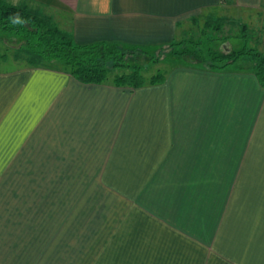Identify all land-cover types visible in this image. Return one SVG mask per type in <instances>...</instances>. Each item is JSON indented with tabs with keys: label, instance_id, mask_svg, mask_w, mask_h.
<instances>
[{
	"label": "crops",
	"instance_id": "obj_1",
	"mask_svg": "<svg viewBox=\"0 0 264 264\" xmlns=\"http://www.w3.org/2000/svg\"><path fill=\"white\" fill-rule=\"evenodd\" d=\"M6 1L79 44L165 51L207 9L264 8ZM18 47L29 63L0 71V264H264V87L247 60L216 70L168 53L163 81L134 89L82 83Z\"/></svg>",
	"mask_w": 264,
	"mask_h": 264
},
{
	"label": "trees",
	"instance_id": "obj_2",
	"mask_svg": "<svg viewBox=\"0 0 264 264\" xmlns=\"http://www.w3.org/2000/svg\"><path fill=\"white\" fill-rule=\"evenodd\" d=\"M16 14H19L23 23H12V18ZM251 17L250 15L247 18L249 23L243 22L237 25L232 24L233 20L223 15L206 19L201 28L198 27L200 26L198 18L192 20L189 27L187 24H181L190 32L185 39L165 48L166 54L188 56L198 60L207 69L216 70L238 65L239 61L247 60L251 70L264 87V50L250 44L253 41ZM50 18L49 14L36 7L15 5L0 0V38L18 41L20 46L27 47L36 61L30 63L37 65L42 64L40 61L49 64L55 61L62 63L64 70L82 83L113 84L136 89L163 81L164 75L161 72L148 78L145 75L147 67L144 64L130 62L139 54L149 55L148 46H137L120 41L79 44L68 31ZM227 25L228 29H226ZM232 40H240L243 44L241 47H234L230 42ZM227 42L232 49L225 45ZM221 45L225 46L223 50L219 49ZM191 48L195 49L191 50ZM161 56V54L157 56L150 54L149 62H159ZM4 57L5 55L0 54V58ZM110 74H112L111 78Z\"/></svg>",
	"mask_w": 264,
	"mask_h": 264
},
{
	"label": "rangeland",
	"instance_id": "obj_3",
	"mask_svg": "<svg viewBox=\"0 0 264 264\" xmlns=\"http://www.w3.org/2000/svg\"><path fill=\"white\" fill-rule=\"evenodd\" d=\"M230 4L234 8L230 9L229 6H224V7L220 6V7H216V8L213 7V9L210 8L211 9L210 11H207V10H209V9H207L206 12H204V14L202 15L203 18H202V16L200 18L197 16L196 18H198L199 23H200V26H198V27L201 28V26L204 25V22L206 19L216 18L217 15H221V16L223 15L226 18L233 20L231 23L235 24V25L243 23V22H248L247 18H249V16L251 15L252 21L250 23V27L253 30V31H251L253 41H251L250 44L256 45L260 50L263 51L264 50V9H259V8L246 9V8H242L239 6L237 7L236 5H234L232 3H230ZM258 12H262V14L259 15ZM208 14H210L209 17H207ZM215 14H216V16H215ZM61 26L65 30L66 27L63 25H61ZM227 27H228V25L226 26V29H228ZM255 41H256V43H255ZM230 42H232L234 47H241V45L243 44L240 40L239 41L232 40ZM245 42L247 43V40ZM229 44L230 43L227 42L225 45L230 47ZM19 45L20 44L18 41H9V39L3 38V37L0 38V54L5 55L4 58H7V60H5V61L0 60V71H12L14 69H18L20 67H23L26 63H29L28 61L26 62V59H25L26 56L23 53V51L21 49H19V47L17 48V46H19ZM223 47H225V46L221 45L219 47V49L223 50ZM194 49L195 48H191V50H194ZM230 49H232V48L230 47ZM147 52L149 53V55L148 54L142 55L143 54L142 53V54L137 55L136 58L130 60V62L132 64L138 63V64H144V66H147L146 69H148V70L145 71L146 77L149 78L152 74H158V72L165 73L166 71L169 70L170 62L165 58L161 59L160 62H158V64L157 63L155 64L153 62H149L150 54L152 56H154V55L157 56L159 54L167 55L166 54L167 52L164 49L161 50V48L158 46L157 47H150V48H147ZM169 57H170V55H168V59H170ZM243 62H244V60L239 61L237 64H242ZM40 63L46 64V61H40ZM54 63H56L57 65ZM53 64L55 66L59 65V67H64V65L58 61H55L50 65L53 66ZM242 66H243V64H242ZM111 76H112V74H110V78H111Z\"/></svg>",
	"mask_w": 264,
	"mask_h": 264
},
{
	"label": "clouds",
	"instance_id": "obj_4",
	"mask_svg": "<svg viewBox=\"0 0 264 264\" xmlns=\"http://www.w3.org/2000/svg\"><path fill=\"white\" fill-rule=\"evenodd\" d=\"M12 23H14V24H20V23H23V21H22L21 18L19 17V14H16V15L12 18Z\"/></svg>",
	"mask_w": 264,
	"mask_h": 264
}]
</instances>
